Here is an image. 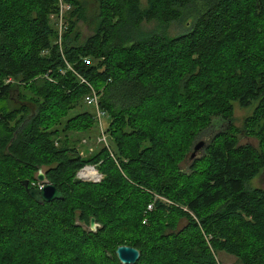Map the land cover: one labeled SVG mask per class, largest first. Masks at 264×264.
I'll list each match as a JSON object with an SVG mask.
<instances>
[{
	"label": "trees",
	"instance_id": "1",
	"mask_svg": "<svg viewBox=\"0 0 264 264\" xmlns=\"http://www.w3.org/2000/svg\"><path fill=\"white\" fill-rule=\"evenodd\" d=\"M94 2L81 39L79 0H0V264H120L118 245L133 264H264V190L248 186L264 169V0ZM90 87L108 143L82 156L68 132L96 126ZM233 103L250 107L240 128ZM85 165L101 179H77ZM39 167L60 199L26 194Z\"/></svg>",
	"mask_w": 264,
	"mask_h": 264
},
{
	"label": "rangeland",
	"instance_id": "2",
	"mask_svg": "<svg viewBox=\"0 0 264 264\" xmlns=\"http://www.w3.org/2000/svg\"><path fill=\"white\" fill-rule=\"evenodd\" d=\"M79 1H81L82 6H83L84 19L83 21L80 20L77 22L76 30L79 32L80 38L83 39L84 37L89 35V33L91 32L90 31L91 26H92L91 22L93 21V20L91 21V16H93L96 11V4L94 0H79ZM140 1H141V4L144 2V0H140ZM187 23L188 22H186V25ZM50 24L53 25L54 27L56 26L54 16H50ZM154 28H155V24L152 22H149V23L144 22L142 24L143 30L149 31V30H153ZM167 30H168V33L172 35L180 31L179 26L176 24H171ZM20 90L24 98L29 99L31 97L30 93H28L27 91H24L22 89ZM23 97H21L22 101L24 100ZM21 98L17 97L16 95H13L12 98L9 97L8 99L2 102L3 107L6 109H11V108L16 107L20 104ZM89 107L90 108H87V109H89L90 111H92L93 114H95L94 107L92 106H89ZM249 111H250V107H239L236 103L232 104V115H233L232 124L234 125V127L240 128L242 118L245 115H247ZM107 120H108L107 116L103 117L102 123L104 127L106 125ZM217 125L218 123H215V122L211 124L207 129H205V131L202 133V136H206L208 133H212L213 131H215ZM68 136H69V139L74 142L76 149L82 154V156H85L97 150L100 146L103 145L101 142L97 141V136H98L97 125L96 126L94 125V127L87 134H82V133L77 134L75 132H68ZM238 141L239 143H248V144L256 146V141L253 138L241 136L240 138H238ZM106 142L108 143L107 136H106ZM89 166L92 167L91 165ZM182 166H186V163L184 162ZM93 171H94V177L92 178H88L90 175L87 176L86 178L80 177V174L78 172L76 173V178L77 179H94V178L101 179L102 176L98 175L96 177V174H95L96 172L95 170ZM33 184H36V183H33ZM248 186L258 187L264 190V169L261 170L254 178H252L248 182ZM215 254H216V259L219 262V264H241L237 261V259L234 256L228 255L225 252H218Z\"/></svg>",
	"mask_w": 264,
	"mask_h": 264
},
{
	"label": "water",
	"instance_id": "3",
	"mask_svg": "<svg viewBox=\"0 0 264 264\" xmlns=\"http://www.w3.org/2000/svg\"><path fill=\"white\" fill-rule=\"evenodd\" d=\"M201 143L196 144L193 147L192 155L195 151L201 147ZM36 182L41 184L40 188L35 187L33 184H28L27 180H22L21 184L26 192V194L33 199L36 203L48 202L53 199H60L61 193L55 189L53 185L47 182L42 168L37 169L35 175ZM88 227L94 229L95 223L94 219L91 217L89 219ZM114 255L120 264H133L139 256V252L136 248L128 245H118L114 249Z\"/></svg>",
	"mask_w": 264,
	"mask_h": 264
},
{
	"label": "bare ground",
	"instance_id": "4",
	"mask_svg": "<svg viewBox=\"0 0 264 264\" xmlns=\"http://www.w3.org/2000/svg\"><path fill=\"white\" fill-rule=\"evenodd\" d=\"M63 21V20H62ZM58 29L59 30H61L62 29V23H61V25L58 27ZM86 63H88V61H85ZM82 82H84V80L82 79ZM90 100L89 102H87V100ZM84 103L86 104V105H88V106H92V107H94V109H95V114H94V116H95V119L98 121L99 120V122H100V126H101V133H102V135H105L104 134V130H103V128H104V126H103V123H102V119H103V117H105V116H107L106 115V112L103 110V109H101L100 107H99V104H98V96H97V94L95 93V91L90 87V92L84 97ZM105 142H106V136H105ZM198 143H201L202 145H201V147H200V149L202 150L204 147H205V145H206V141H204V140H199V141H196L195 143H194V145H193V147L196 145V144H198ZM106 145H107V142H106ZM193 147H192V151L194 150L193 149ZM192 151H191V153H190V159H193L196 155H192ZM195 153V152H194ZM81 154V153H80ZM93 167V166H92ZM94 168V167H93ZM91 168V167H84V168H82V169H80L79 171H78V173L80 174V177H87V176H89L88 178H92V177H94V171L93 170H95V174H96V177L98 176V175H100L98 172H97V170L94 168ZM101 176V175H100ZM39 183V182H38ZM38 188V187H37Z\"/></svg>",
	"mask_w": 264,
	"mask_h": 264
},
{
	"label": "built area",
	"instance_id": "5",
	"mask_svg": "<svg viewBox=\"0 0 264 264\" xmlns=\"http://www.w3.org/2000/svg\"><path fill=\"white\" fill-rule=\"evenodd\" d=\"M61 2V1H60ZM62 3V2H61ZM63 4V11L61 12V13H58L57 12V14H55V22H56V26L57 27H59L60 25H61V23H62V20H63V13L65 12V10L66 9H68L69 8V6L68 5H66V4H64V3H62ZM56 27V28H57ZM56 43L58 44V45H60V40H59V38H57L56 37ZM90 100L88 99L87 100V102H89ZM95 120V124L97 125V128H98V136H97V141L98 142H101V143H103L105 146H106V142H105V135H102V133H101V126H100V122H99V120L97 121L96 119H94ZM90 167L89 165H85L84 167ZM83 167V168H84ZM91 168H93V167H91ZM94 169V168H93ZM80 180H89V181H92V182H97V181H99L100 179H97V178H94V179H80ZM40 186H41V184L40 183H37V187L38 188H40ZM151 205L150 204H148L147 205V207H150Z\"/></svg>",
	"mask_w": 264,
	"mask_h": 264
}]
</instances>
